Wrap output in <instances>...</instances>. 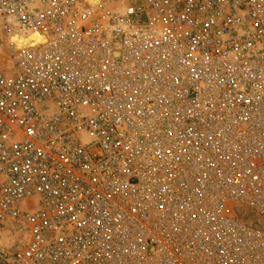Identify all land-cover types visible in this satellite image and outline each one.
Here are the masks:
<instances>
[{"label": "built area", "instance_id": "2783aa9c", "mask_svg": "<svg viewBox=\"0 0 264 264\" xmlns=\"http://www.w3.org/2000/svg\"><path fill=\"white\" fill-rule=\"evenodd\" d=\"M0 264H264V0H0Z\"/></svg>", "mask_w": 264, "mask_h": 264}, {"label": "bare ground", "instance_id": "6f19581e", "mask_svg": "<svg viewBox=\"0 0 264 264\" xmlns=\"http://www.w3.org/2000/svg\"><path fill=\"white\" fill-rule=\"evenodd\" d=\"M89 1L91 3H94L96 0H89ZM23 40H25V39L18 36V35H14L13 38L11 39V41H15L17 43V47H22Z\"/></svg>", "mask_w": 264, "mask_h": 264}]
</instances>
